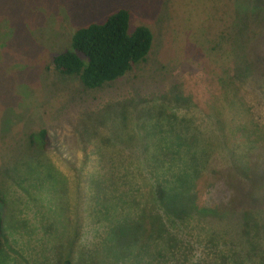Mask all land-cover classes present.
Returning <instances> with one entry per match:
<instances>
[{
    "label": "rangeland",
    "instance_id": "374dc122",
    "mask_svg": "<svg viewBox=\"0 0 264 264\" xmlns=\"http://www.w3.org/2000/svg\"><path fill=\"white\" fill-rule=\"evenodd\" d=\"M214 2L0 0V264H191L199 234L264 221V0ZM121 8L152 32L143 61L88 89L48 68Z\"/></svg>",
    "mask_w": 264,
    "mask_h": 264
},
{
    "label": "trees",
    "instance_id": "16d2710c",
    "mask_svg": "<svg viewBox=\"0 0 264 264\" xmlns=\"http://www.w3.org/2000/svg\"><path fill=\"white\" fill-rule=\"evenodd\" d=\"M228 1L213 0L225 16L228 15L223 6L226 7ZM229 12L231 13V20H233V11L230 9ZM129 17V12L121 8L109 13L100 22H92L75 29L71 37L70 47L52 54L49 58L48 68L50 67L62 75L77 76L83 87L87 89L101 87L103 84L123 76L133 65L146 58L153 41V35L149 28L144 25L132 26ZM231 23L232 21L228 24H221L224 29L219 35H225L226 32L230 31ZM221 79L224 78L221 77ZM228 83L229 81H224L220 82V85L226 88L225 85L228 86ZM45 134V130L33 132L29 139L32 144L39 141L40 147L44 148L47 145ZM242 169L248 176L252 174L249 168ZM253 185L255 191H264V181H255ZM2 203L3 199L0 194V205ZM199 207L201 212L206 209ZM221 207L227 208L225 205ZM188 209L189 207H187L186 212ZM242 209L250 210L252 208H248V205L245 204ZM243 216V225L248 230L245 231L246 228L244 227L240 234H237L238 236L222 235L214 231L203 235L199 234L196 237V242L202 245L201 251L205 253V258L200 256V259L197 258L191 264H264V221L262 222L259 214L254 211L250 213L248 211ZM176 227L180 230L182 226L177 224ZM2 230L3 218L0 212V247L2 245ZM182 242V240H178V243L182 244ZM188 243L190 242L188 241ZM191 250V248H187L178 251L177 264L188 262V259L192 257ZM172 257L160 249L156 252V258L159 260L169 261ZM206 259H210V261L208 262ZM62 264L74 263L67 258L63 260Z\"/></svg>",
    "mask_w": 264,
    "mask_h": 264
}]
</instances>
